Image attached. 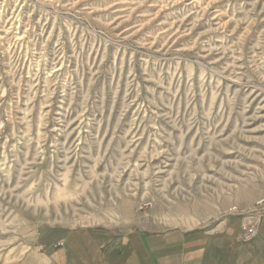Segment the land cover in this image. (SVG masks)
I'll use <instances>...</instances> for the list:
<instances>
[{"label": "rangeland", "instance_id": "374dc122", "mask_svg": "<svg viewBox=\"0 0 264 264\" xmlns=\"http://www.w3.org/2000/svg\"><path fill=\"white\" fill-rule=\"evenodd\" d=\"M66 262L264 264V0H0V264Z\"/></svg>", "mask_w": 264, "mask_h": 264}, {"label": "crops", "instance_id": "0c3cea01", "mask_svg": "<svg viewBox=\"0 0 264 264\" xmlns=\"http://www.w3.org/2000/svg\"><path fill=\"white\" fill-rule=\"evenodd\" d=\"M156 249H157V248L155 247V251H156ZM158 250H160V247H158ZM190 255H191V254L188 253L186 258H189Z\"/></svg>", "mask_w": 264, "mask_h": 264}, {"label": "bare ground", "instance_id": "6f19581e", "mask_svg": "<svg viewBox=\"0 0 264 264\" xmlns=\"http://www.w3.org/2000/svg\"><path fill=\"white\" fill-rule=\"evenodd\" d=\"M91 230V229H90ZM88 247V246H87ZM132 254V253H131ZM126 261V260H125ZM66 264H67V262H66Z\"/></svg>", "mask_w": 264, "mask_h": 264}]
</instances>
